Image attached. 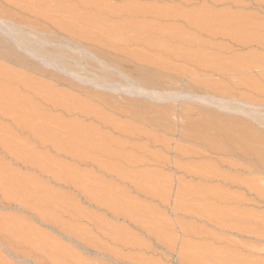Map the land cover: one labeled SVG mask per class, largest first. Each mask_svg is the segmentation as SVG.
I'll list each match as a JSON object with an SVG mask.
<instances>
[{
  "label": "rangeland",
  "instance_id": "374dc122",
  "mask_svg": "<svg viewBox=\"0 0 264 264\" xmlns=\"http://www.w3.org/2000/svg\"><path fill=\"white\" fill-rule=\"evenodd\" d=\"M78 1L0 0V264H264V168L199 138L264 135V0L78 7L101 25ZM205 10L253 41L198 31ZM24 121L107 150H57Z\"/></svg>",
  "mask_w": 264,
  "mask_h": 264
},
{
  "label": "bare ground",
  "instance_id": "6f19581e",
  "mask_svg": "<svg viewBox=\"0 0 264 264\" xmlns=\"http://www.w3.org/2000/svg\"><path fill=\"white\" fill-rule=\"evenodd\" d=\"M55 2L58 3V0H53ZM61 1V0H60ZM95 3V2H93ZM61 4V3H60ZM94 6L92 4V2L88 1V0H83V1H78L76 2L75 4H72L69 9H68V12L71 13V15L74 17V19L76 21H80L82 19H87V21L93 23V24H100L103 23L102 21L104 20L101 19V17H98L97 14L95 13H92L90 17L88 18H84L82 16H79V13H78V7L80 6ZM90 7V6H89ZM93 8V7H92ZM92 10V9H91ZM94 10V9H93ZM97 10V9H96ZM204 10V9H203ZM201 10H199L200 12ZM94 12V11H93ZM193 12V11H192ZM198 12V11H197ZM202 15L199 16V17H195V16H191L190 13L189 16L191 18L188 19V22L191 26H193L194 28H197L200 29V30H203L205 31L206 33H210V35H220L221 37H226V38H230L232 40H236V41H240V43H243V44H248L250 43L252 40V36L251 37H242L240 31L242 28H244L245 26L241 23H239L240 21H237L235 20L234 18H231V17H228L226 16V19H221L219 18L216 13L214 12H207L206 10L204 12H201ZM200 13V14H201ZM106 14V13H104ZM199 14V15H200ZM69 15V14H68ZM179 15V14H178ZM195 15V14H194ZM101 16V15H100ZM188 16V17H189ZM72 17V18H73ZM187 17V18H188ZM241 17V16H240ZM239 18V16H238ZM242 18V17H241ZM70 21V20H69ZM242 21V19H241ZM243 23H246V21H244ZM250 23V22H248ZM247 23V24H248ZM125 24V23H123ZM251 24V23H250ZM249 24V25H250ZM78 25V23H77ZM82 25V24H80ZM127 25V24H126ZM125 25V26H126ZM107 26V25H106ZM189 26V25H188ZM253 26V25H252ZM190 27V26H189ZM250 27V26H249ZM87 28V27H86ZM93 28V27H92ZM253 28V27H252ZM120 29V27H119ZM121 29H122V26H121ZM192 29V27H191ZM92 30V29H91ZM95 30V29H94ZM124 30V29H123ZM198 30V31H200ZM245 31V30H243ZM250 31V30H249ZM97 32V31H96ZM102 34V33H101ZM100 34V35H101ZM119 34V33H118ZM113 35V34H112ZM211 35V36H212ZM255 35V34H254ZM176 36V35H175ZM256 36V35H255ZM108 37V36H107ZM113 37V36H112ZM176 37H179L178 40L180 39V43H189V39L185 40L184 37L182 38L181 37V34H178V36ZM182 38V39H181ZM255 39V38H254ZM257 39L259 40V38L257 37ZM263 39V38H262ZM193 40V39H192ZM229 41V40H228ZM261 42V41H260ZM258 42V43H260ZM186 43V44H187ZM155 45H160V46H163V47H168L167 44H165V42L163 41H156L154 43ZM165 44V45H164ZM204 44V43H203ZM1 45V44H0ZM200 45V44H199ZM241 45V44H240ZM204 46V45H203ZM1 47V46H0ZM201 47V46H200ZM2 48V47H1ZM221 48V47H220ZM5 49V48H4ZM176 49V48H175ZM203 49V47L201 48ZM2 51V50H1ZM6 51L8 52V50L6 49ZM10 51V50H9ZM51 51V50H50ZM203 52V51H202ZM9 54H12L13 52H8ZM15 55V53H13ZM191 56V55H190ZM11 57V56H10ZM15 58L17 57V54L16 56H14ZM212 63V62H211ZM2 69L0 67V73ZM7 75V74H6ZM5 76V74H4ZM6 92V91H5ZM263 119V118H262ZM32 121H24V124L26 126H28L32 131L31 133L33 132V134L35 136H42L44 137V139H49L50 141H52V143L57 147L56 149L57 150H65V151H68V152H72L76 155H81L84 157V155L86 156V154L91 150V151H106L107 148H100V146H96L94 145L93 143H90L88 140H86L85 138H83L80 134V132H78L77 130L76 131H71V133L69 134L68 138L66 139H63L62 136H60L59 132L57 131H54V130H51L49 127L47 126H44L42 125L41 127H37V126H34L32 125L31 123ZM217 123V122H216ZM36 125V123H35ZM235 125V124H234ZM242 125L241 128H245V131H243L242 133H235V130L234 128L233 129H230V128H225V127H217L216 130V133L214 136H211V135H208L205 131L203 130H200V135H199V138H201L203 141H204V144L205 146L211 150V151H214L216 153H220L221 155H224V156H229L230 159L232 157H234V160L235 158L236 159H246V158H249V157H246V156H243L247 151L250 153V155L248 156H251L253 157V159H257L255 162L258 161V167L259 166H262V168H264V158H256V157H260L259 156V149H256L253 146V142H263L264 143V135L259 133L258 132V129L253 126L251 123H247L244 122L243 124H240ZM212 126V125H211ZM207 127V126H206ZM213 127V126H212ZM210 128V127H209ZM234 131V132H233ZM238 132V131H236ZM262 132V131H261ZM212 134V133H211ZM236 134V135H235ZM217 135V136H216ZM198 137V136H197ZM89 139V138H88ZM239 140V141H237ZM45 141V140H44ZM233 141V142H232ZM8 142V141H7ZM232 142V143H231ZM240 142L238 146H235V143H238ZM244 143V144H243ZM252 144V145H251ZM251 146V148H250ZM104 147V146H103ZM15 148V147H14ZM17 149V148H16ZM19 150V149H18ZM109 150V148H108ZM88 151V152H87ZM113 152V151H112ZM243 154V155H242ZM263 154V153H262ZM246 155V154H245ZM250 159V158H249ZM253 159H250V160H253ZM233 160V161H234ZM233 161H220L222 165H224L225 167L229 168V169H242L241 166H240V163L238 162H233ZM241 161V160H240ZM246 160H244V163H245ZM247 162H248V159H247ZM250 164V162H248ZM247 163V165H249ZM242 165V164H241ZM251 168H254V169H257V165L254 166L253 164L250 165ZM249 166V167H250ZM116 168V167H115ZM247 169V168H246ZM214 172V171H213ZM214 174V173H213ZM216 176V175H215ZM218 176V175H217ZM223 176V175H222ZM224 178V177H223ZM228 179V177H227ZM247 183V181H246ZM255 185V184H254ZM254 187V186H252ZM251 187V188H252ZM263 188V187H262ZM253 189V188H252ZM255 189V187H254ZM258 191V189L256 190L255 189V192ZM256 195H259L261 197H264V189H259V192L256 193Z\"/></svg>",
  "mask_w": 264,
  "mask_h": 264
}]
</instances>
